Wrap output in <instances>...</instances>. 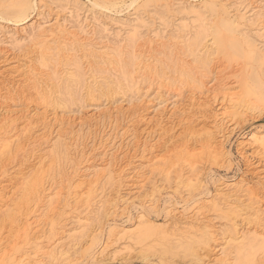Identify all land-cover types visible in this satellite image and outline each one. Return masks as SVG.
Wrapping results in <instances>:
<instances>
[{
    "label": "rangeland",
    "instance_id": "374dc122",
    "mask_svg": "<svg viewBox=\"0 0 264 264\" xmlns=\"http://www.w3.org/2000/svg\"><path fill=\"white\" fill-rule=\"evenodd\" d=\"M7 1L0 0V141L12 148L0 155V244L9 254L50 243L66 256L44 264H196L180 247L163 251L152 238L113 234V225L140 233L143 215L187 237L207 229L197 256L227 264L232 232H264V152L247 145L264 130V0L215 7L211 0H31L22 17L6 13ZM220 4L235 32L223 28ZM199 14L209 26L202 51L213 52L216 38L223 47L196 64L178 34L187 44ZM56 21L75 35L34 40L39 25ZM133 33L143 45L131 49ZM132 51L137 66L128 64ZM189 67L202 88L180 76ZM222 86L253 110L231 116ZM193 167L200 185H176ZM98 174L88 198L68 199L78 181Z\"/></svg>",
    "mask_w": 264,
    "mask_h": 264
},
{
    "label": "bare ground",
    "instance_id": "6f19581e",
    "mask_svg": "<svg viewBox=\"0 0 264 264\" xmlns=\"http://www.w3.org/2000/svg\"><path fill=\"white\" fill-rule=\"evenodd\" d=\"M9 1V0H8ZM7 1V2H8ZM6 2V3H7ZM212 2V3H211ZM211 4L213 7H215V3L216 0H211ZM5 5V4H4ZM32 6L31 0H12L10 1L6 8V13L9 15H14V16H18V17H22L25 15L26 11ZM34 8V7H33ZM218 14H220V17L222 16V26L225 30L230 31V32H235L236 30V23L230 19L229 16H227L226 14V8H224L223 4H220L218 6ZM216 13V12H215ZM228 13V12H227ZM198 15V14H197ZM217 15V14H216ZM200 16V14H199ZM198 16V17H199ZM17 18V17H16ZM200 21L201 23L198 24L197 26H195L197 29L194 31V35L191 39H189L188 43L186 44L184 37L182 35L178 34V37L181 38V42L184 43L185 46V50L188 52V55H190L194 61V63L198 64V62L201 61V58L203 60H205V62L208 61L211 62V59H213L214 57H212L213 53L215 54V51L217 49H219L220 47H223L221 44V40L219 42V39H215V50L211 53H205L202 50L205 48L204 45V41L206 40V37L209 35L208 33V27L205 25V23L202 21L204 20L203 17L200 16ZM55 21V20H54ZM43 23V22H42ZM41 23V24H42ZM37 26V25H36ZM211 26V25H210ZM39 28L37 30H35V33L32 35L34 36V40H39V42L45 40L49 37H55L57 36V34L59 32H69L72 35H75V29L73 30H68V27H66V25H57V21L56 23H50V24H43V25H39ZM75 27V26H74ZM78 27V26H77ZM219 27V26H217ZM182 28H186L187 30L189 29V27L187 28V25L184 24L182 25ZM73 29V27H72ZM180 29V28H178ZM181 31V30H180ZM185 31V30H184ZM77 32V31H76ZM183 32V31H182ZM181 32V33H182ZM180 33V34H181ZM217 33V32H216ZM215 33V34H216ZM219 33V32H218ZM221 33V32H220ZM65 34V33H64ZM186 34H188V32H185L184 36H187ZM221 35V34H220ZM182 36V37H181ZM154 37V36H153ZM221 37V36H220ZM59 38V37H58ZM163 37H158V39H162ZM61 39V38H60ZM64 39V38H63ZM66 39V38H65ZM139 38L137 37V35L135 33H133L130 36L129 39V43H130V48L132 49V47L134 46H142L143 44L140 43V41L138 40ZM83 40V39H82ZM176 40V39H175ZM178 40V39H177ZM54 41V40H53ZM69 41V40H68ZM47 42V41H46ZM72 42V40H71ZM70 42V43H71ZM170 42V41H169ZM223 42V41H222ZM55 43V42H54ZM179 43V42H178ZM39 45V44H38ZM170 45V44H169ZM174 45V44H173ZM238 43H232L231 46L232 48L236 51L239 52V47H238ZM252 45V44H251ZM62 46V45H61ZM133 47V48H134ZM39 48V47H38ZM48 50L51 48H47ZM134 50V49H133ZM143 50V49H142ZM209 50L211 51L212 48L210 47ZM253 45L252 47L248 46V54L254 57L253 54ZM45 52V51H44ZM56 52V51H55ZM59 52V51H58ZM135 52V50H134ZM255 52V51H254ZM49 53V52H46ZM54 53V51H53ZM52 53V54H53ZM131 57L129 58V63L131 65H135L136 63V59L135 56L133 55V51L131 52ZM147 53V52H146ZM44 54V53H43ZM51 54V52H50ZM239 54V53H238ZM47 55V54H46ZM54 56L57 55L53 54ZM51 55V56H53ZM145 56V55H144ZM58 57V56H55ZM187 57V55H186ZM49 58L46 57H41L40 58V63L43 64L45 67L48 66L49 62L47 61ZM56 58H53V61L55 62ZM180 59V58H179ZM182 59V58H181ZM210 59V60H209ZM198 62H197V61ZM52 61V62H53ZM257 61V60H256ZM120 62V61H119ZM204 62V61H203ZM65 63V62H64ZM259 63V62H258ZM55 64V63H54ZM138 63H136L137 66ZM141 64V63H140ZM143 66V65H142ZM193 66V65H192ZM191 66V67H192ZM58 67V66H57ZM79 67V66H78ZM189 67V68H185L181 70L180 76H182L183 79H186L187 81L191 82L194 86H197L198 88H202L203 87V83L204 81L199 79L198 76H196V72L192 71V68L194 67ZM197 67V65L195 66ZM215 67V66H214ZM144 68V66H143ZM33 68H31L30 70H32ZM51 69V68H50ZM225 69L222 68L219 71L216 72L215 76H214V80L215 82H219L220 76L222 71ZM133 70V69H132ZM124 71V70H123ZM122 71V73H123ZM128 71V70H127ZM30 73V72H29ZM52 73H55V70H53ZM75 74V73H74ZM77 76H79V73L76 74ZM50 77V76H49ZM55 77V76H54ZM124 77V76H123ZM200 77V76H199ZM57 78V77H56ZM179 79V78H178ZM213 80V79H212ZM213 80V81H214ZM28 81V80H27ZM185 81V80H184ZM212 81V82H213ZM258 83V81H257ZM57 84V83H56ZM213 86V85H212ZM258 87V86H257ZM221 90H223V95L224 97L227 99L228 101V106L231 107V110L229 111L230 115H236L239 114L240 112H243V114H246V112L248 111H252V105L249 104H242L241 100L239 99V94L235 91H230V90H226V88H224L223 86L220 87ZM229 88V87H228ZM233 89V88H232ZM231 89V90H232ZM259 90V89H258ZM263 94V93H262ZM264 99V97H262ZM243 110V111H242ZM42 111V110H41ZM223 117H221V120ZM27 124V122H26ZM224 132V131H222ZM207 134V133H206ZM18 135V134H17ZM227 136V135H226ZM11 139V138H10ZM13 140V139H12ZM212 139L207 138V144L206 147H210V143H211ZM247 141L248 144H247ZM246 141L247 145H251L254 144L256 148H258L259 150H261L262 152H264V130L262 131H257V132H252L248 139ZM12 142V141H11ZM10 142V140H3L0 141V155L6 152H10V149L12 148V143ZM17 143V142H16ZM213 143V142H212ZM245 143V142H244ZM212 145V144H211ZM214 145V144H213ZM241 145V143H240ZM243 146V145H242ZM243 148V147H242ZM245 149V148H244ZM216 149L214 148V151ZM213 151V150H212ZM220 153L221 156V160L224 161H230V156L227 152H221L218 151ZM230 153V152H229ZM219 156V157H220ZM246 160V159H245ZM42 163V162H41ZM195 164V163H194ZM43 165V164H42ZM39 165V169L41 170L43 168V166ZM48 167V166H47ZM46 168V167H45ZM198 170V169H197ZM197 170L193 168L189 169L188 175L184 176L179 173L176 176V185H182L188 188H193L195 185H200L199 184V173L197 172ZM39 171V170H38ZM199 171V170H198ZM39 174V173H38ZM42 174V173H41ZM110 178L111 175H109ZM91 178V177H90ZM99 179V174L98 176L95 175L93 179H89L87 181H78V183L73 187L71 194L72 197L68 198V199H77L79 198L81 200V198L84 197L88 198L89 195L93 192V189L95 187V183L98 181ZM242 182V181H241ZM30 183V182H29ZM239 183V182H238ZM36 184V183H35ZM86 184H89V186H87L85 188V190L83 191L84 187ZM230 184V183H228ZM232 184V183H231ZM246 184V183H245ZM27 185V184H26ZM31 185V184H30ZM224 185V184H223ZM236 185V184H235ZM220 186V185H219ZM32 187V186H30ZM218 187V186H217ZM29 188V187H28ZM221 188V187H220ZM219 188V189H220ZM36 189V188H35ZM196 189V188H194ZM218 189V188H217ZM240 188L237 189V191H239ZM14 190V189H13ZM27 190V189H26ZM191 189H189L190 191ZM36 191V190H34ZM83 191V192H82ZM235 191V192H237ZM252 191V190H251ZM28 192V191H27ZM82 192V193H81ZM226 193V192H225ZM27 194V193H26ZM55 196L58 195V193H54ZM69 195V194H68ZM234 195V194H233ZM228 196V194H227ZM230 196V195H229ZM29 198V197H28ZM51 198V197H50ZM56 198V197H55ZM234 198V197H233ZM246 198V197H245ZM49 199V198H48ZM83 199V200H84ZM229 199V198H227ZM244 199V198H243ZM231 200V199H230ZM238 200V199H237ZM48 202V201H47ZM56 202V201H55ZM228 202V201H227ZM57 203V202H56ZM4 204V203H3ZM2 204V205H3ZM6 204V202H5ZM53 204V201L50 199L48 206H50L51 209V205ZM240 204V202H239ZM7 206V205H6ZM15 206V205H14ZM17 206V205H16ZM242 206V205H241ZM19 207V206H18ZM213 207V206H212ZM244 207V206H243ZM242 207V208H243ZM4 208V207H3ZM21 208V207H20ZM53 208V207H52ZM98 210L102 209V205L97 206ZM241 208V209H242ZM252 208V207H251ZM251 210V209H250ZM249 210V211H250ZM171 211V210H170ZM248 211V212H249ZM242 212V210H241ZM247 212V213H248ZM252 212V211H251ZM254 216L255 215V209L253 208V213ZM143 215H140V220L138 222L139 227L141 228V231H139L140 233H137L134 235V233L130 232L128 233V231L126 229H124V227H119V226H115L113 225L112 228H114V230L112 231L113 234H122L126 237H128V240H134L137 242H141L144 239L147 238H152L154 241H156L158 243V245L160 246H166L164 247L162 250L166 251L167 249L169 250V246L174 245L175 247H180L181 249H183L184 253L187 255H190L193 257L194 261L196 264H207L205 263V261H203L200 256H197L196 251H197V245L198 244H205L207 243L210 234L206 231L203 230L201 232H199V234L196 237H187L185 235H178L176 233H173L172 230L170 229L169 226L164 225H156L154 224V222L152 220H150V218L148 216L144 217ZM245 218V217H244ZM255 218V217H254ZM246 219V218H245ZM167 220V219H166ZM170 220V219H169ZM172 220V219H171ZM249 220V219H248ZM175 221V220H174ZM233 221V220H232ZM114 222V221H113ZM168 222V221H167ZM235 223V222H233ZM114 224V223H113ZM168 224V223H167ZM175 224V223H174ZM32 224L28 223L26 224L23 229L22 232L25 234L27 231H29ZM156 225L157 229L156 231H153V227ZM178 226V225H177ZM206 226V225H205ZM235 226V225H234ZM35 227V226H34ZM199 227V226H198ZM20 228V227H19ZM174 228V227H171ZM176 230V229H175ZM235 230V229H234ZM263 230V229H262ZM178 231V230H177ZM29 233V232H28ZM229 235V234H228ZM227 235V236H228ZM252 235V234H251ZM27 236V235H26ZM227 239V238H226ZM3 240V239H2ZM57 240V239H56ZM39 241V240H38ZM226 243V247L223 249L222 254L226 257H229L228 255L233 253V257L232 260L230 262H228L227 264H264V258L257 260L255 255L257 251H262L264 253V232H262V234H253L252 236H248V235H237L236 232H232V234H230V236H228V239L225 242L224 239V244ZM52 244L47 243L44 245H39V243L34 244V246L29 249L26 250L24 252L21 253H17V254H9V251L7 250V246L6 245H1L0 244V264H44V262L46 261H52L54 259H58L61 256L65 255L66 252L62 251V250H58V246H56V244H54L53 246H51ZM51 246V247H50ZM199 246V245H198ZM197 247V248H196ZM200 247V246H199ZM167 248V249H166ZM198 253V252H197ZM232 255V254H231ZM66 256V255H65ZM207 257V256H206ZM219 257V256H218ZM66 258V257H65ZM146 258V256H145ZM204 258V257H203ZM208 258V257H207ZM210 258V255H209ZM212 258V257H211ZM206 259V258H205ZM210 260V259H209ZM208 262V261H207Z\"/></svg>",
    "mask_w": 264,
    "mask_h": 264
}]
</instances>
